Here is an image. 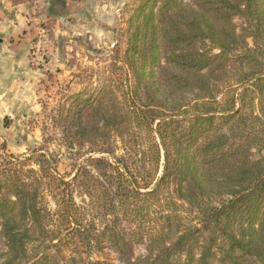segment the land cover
I'll return each instance as SVG.
<instances>
[{
    "label": "trees",
    "instance_id": "1",
    "mask_svg": "<svg viewBox=\"0 0 264 264\" xmlns=\"http://www.w3.org/2000/svg\"><path fill=\"white\" fill-rule=\"evenodd\" d=\"M139 1L52 116L73 179L0 152V264H264V0Z\"/></svg>",
    "mask_w": 264,
    "mask_h": 264
},
{
    "label": "rangeland",
    "instance_id": "2",
    "mask_svg": "<svg viewBox=\"0 0 264 264\" xmlns=\"http://www.w3.org/2000/svg\"><path fill=\"white\" fill-rule=\"evenodd\" d=\"M139 2L0 0V152L52 154L57 172L73 179L87 155L62 140L52 116L70 104L72 94H98ZM48 201L55 208L53 199ZM142 250L138 246L137 254Z\"/></svg>",
    "mask_w": 264,
    "mask_h": 264
}]
</instances>
